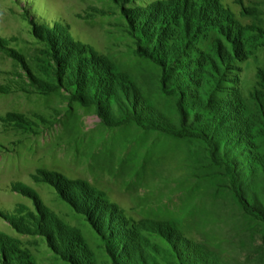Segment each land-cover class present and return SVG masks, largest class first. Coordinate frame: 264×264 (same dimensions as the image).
Wrapping results in <instances>:
<instances>
[{"label":"rangeland","instance_id":"obj_1","mask_svg":"<svg viewBox=\"0 0 264 264\" xmlns=\"http://www.w3.org/2000/svg\"><path fill=\"white\" fill-rule=\"evenodd\" d=\"M203 262L264 264V0H0V264Z\"/></svg>","mask_w":264,"mask_h":264},{"label":"bare ground","instance_id":"obj_2","mask_svg":"<svg viewBox=\"0 0 264 264\" xmlns=\"http://www.w3.org/2000/svg\"><path fill=\"white\" fill-rule=\"evenodd\" d=\"M106 145V149H107V151L108 152H110L114 147H112V144H111V142H108L107 144H105ZM114 149H116V147L114 148ZM8 156H12L11 154H5L2 158H6V157H8ZM79 157V156H78ZM86 160H84V161H82V162H84V163H86L85 162ZM88 164H90V162L88 163Z\"/></svg>","mask_w":264,"mask_h":264},{"label":"trees","instance_id":"obj_3","mask_svg":"<svg viewBox=\"0 0 264 264\" xmlns=\"http://www.w3.org/2000/svg\"><path fill=\"white\" fill-rule=\"evenodd\" d=\"M202 264H205L204 262Z\"/></svg>","mask_w":264,"mask_h":264}]
</instances>
